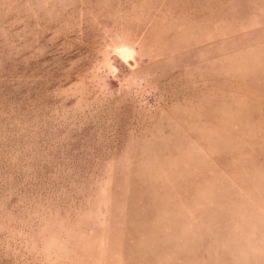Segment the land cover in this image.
<instances>
[{"label": "rangeland", "instance_id": "rangeland-1", "mask_svg": "<svg viewBox=\"0 0 264 264\" xmlns=\"http://www.w3.org/2000/svg\"><path fill=\"white\" fill-rule=\"evenodd\" d=\"M0 264H264V0H0Z\"/></svg>", "mask_w": 264, "mask_h": 264}]
</instances>
